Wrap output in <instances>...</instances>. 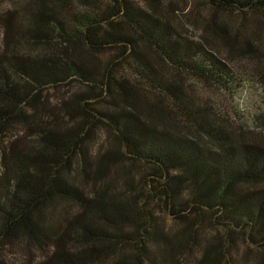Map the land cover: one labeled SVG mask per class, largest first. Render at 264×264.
Listing matches in <instances>:
<instances>
[{
  "label": "trees",
  "instance_id": "16d2710c",
  "mask_svg": "<svg viewBox=\"0 0 264 264\" xmlns=\"http://www.w3.org/2000/svg\"><path fill=\"white\" fill-rule=\"evenodd\" d=\"M207 4L197 41L161 0L0 10V264H264L263 137L200 90H234L238 62L264 66V45L216 19L264 18V0ZM98 130L112 143L93 159ZM62 202L76 210L56 224Z\"/></svg>",
  "mask_w": 264,
  "mask_h": 264
},
{
  "label": "rangeland",
  "instance_id": "374dc122",
  "mask_svg": "<svg viewBox=\"0 0 264 264\" xmlns=\"http://www.w3.org/2000/svg\"><path fill=\"white\" fill-rule=\"evenodd\" d=\"M28 1L29 0H0V10L14 9L18 6H22V3L24 4ZM161 1L164 10L167 11V7L172 6V8L176 11L175 20L184 26V32L189 38L197 41L206 34L203 30V25L212 21V10L207 4V0ZM216 19L234 27L229 30L231 34L234 33L235 29H239L243 35L248 33L247 37L249 41H253L257 45H264V18L262 15L252 13L246 15L241 13H224L219 14ZM244 25L246 27L245 29L243 27ZM50 35L55 37V32H50ZM26 49L27 52H35L32 48ZM233 68L236 74H238V81L235 83L234 90L222 91L220 89L210 87H202L200 90L205 97L210 99L209 103L215 107L221 115H224L231 120L234 123V126L242 124L247 130H254L258 135H262L264 142V66L261 65L256 67L255 65L249 63L239 64L238 62L233 66ZM68 89L69 87L67 86L62 87L59 90L49 88L46 91V95H48L52 101H57L61 92L67 91ZM16 130L21 132V134H25L23 132L24 129L18 125L12 130L10 135H13V132ZM5 141V139H0V144L2 145ZM111 143V136L105 130H98L96 137L93 138L89 144L93 159H95L103 145L109 146ZM130 168L135 178L140 179L141 175L144 173L141 166L135 165L130 166ZM84 189L90 190L91 192V185H87ZM111 190L113 193L123 190L121 181L117 183L115 182V185ZM57 208L58 212L54 211V221L56 224L60 219L59 211L61 212L62 210L69 209L68 211L71 214L76 210V206L70 205L67 202H62L57 206ZM163 218V223L167 228L171 229L175 226V223L171 218ZM246 249L247 246L243 243L241 251L237 256L244 253ZM5 251L7 257L12 260L23 254L22 250L17 247L6 248ZM36 255L38 256L39 253L36 252L35 256ZM257 255H260V253L254 250L252 257H256ZM237 264L244 263L239 262Z\"/></svg>",
  "mask_w": 264,
  "mask_h": 264
}]
</instances>
